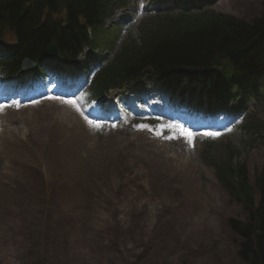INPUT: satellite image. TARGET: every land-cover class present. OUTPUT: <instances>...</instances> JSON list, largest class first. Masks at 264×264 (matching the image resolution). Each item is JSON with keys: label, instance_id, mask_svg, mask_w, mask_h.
<instances>
[{"label": "rangeland", "instance_id": "rangeland-1", "mask_svg": "<svg viewBox=\"0 0 264 264\" xmlns=\"http://www.w3.org/2000/svg\"><path fill=\"white\" fill-rule=\"evenodd\" d=\"M181 5L129 0L113 22L123 25L119 42L107 51L100 39L97 53L112 59L123 41L139 38L142 19ZM211 5L252 21L263 14L264 0ZM89 54L76 62L80 84L70 96L56 91L68 87L57 68L16 84L12 100H3L0 89V264H38L35 230L61 221L68 224L50 231L42 248L44 264H241L228 221H243L246 213L211 163L230 145L237 153L232 163L245 167L252 187L264 178L261 139L243 132L249 115L264 122V101L230 103L210 113L206 126H213L197 129L167 117L178 94L149 80L133 92L113 91V104L104 108L87 98L102 66L92 59V70L81 69ZM5 82L0 74V86ZM100 107L110 118L96 116ZM205 150L211 155L204 163Z\"/></svg>", "mask_w": 264, "mask_h": 264}, {"label": "trees", "instance_id": "trees-1", "mask_svg": "<svg viewBox=\"0 0 264 264\" xmlns=\"http://www.w3.org/2000/svg\"><path fill=\"white\" fill-rule=\"evenodd\" d=\"M120 5L121 0H0V37L8 35L17 43L15 59L5 64L6 75L19 72L24 58L42 59L51 43H56L63 61L75 60L90 44L86 30L101 29L104 19ZM144 73L164 74L168 84L178 82L182 75L203 80L219 73L233 79L245 97L255 94L264 77V7L261 17L252 21L210 9L161 17L144 27L140 45L130 41L122 46L115 60L99 74L92 94L97 98L108 88ZM248 127L263 135L264 146V124ZM225 154L213 159L211 165L246 213L243 221H228L236 238L233 257L241 264H264V178L252 187L245 167L232 163L237 154L234 148L225 147ZM64 224L68 223H48L35 230L33 256L38 264H44L41 251L53 237L50 231Z\"/></svg>", "mask_w": 264, "mask_h": 264}, {"label": "water", "instance_id": "water-1", "mask_svg": "<svg viewBox=\"0 0 264 264\" xmlns=\"http://www.w3.org/2000/svg\"><path fill=\"white\" fill-rule=\"evenodd\" d=\"M48 55H49V57H54V56L57 55V51H56V46L55 45H51L48 48ZM33 67H34V63L25 61L24 65H23V70L25 71L27 68L33 69Z\"/></svg>", "mask_w": 264, "mask_h": 264}, {"label": "bare ground", "instance_id": "bare-ground-1", "mask_svg": "<svg viewBox=\"0 0 264 264\" xmlns=\"http://www.w3.org/2000/svg\"><path fill=\"white\" fill-rule=\"evenodd\" d=\"M69 75H70V76H74V72H72V70H69ZM70 87H71V86H70ZM70 87H69V89H70ZM69 89H68V90H69ZM64 93H68V91L66 90V91H64Z\"/></svg>", "mask_w": 264, "mask_h": 264}, {"label": "snow or ice", "instance_id": "snow-or-ice-1", "mask_svg": "<svg viewBox=\"0 0 264 264\" xmlns=\"http://www.w3.org/2000/svg\"><path fill=\"white\" fill-rule=\"evenodd\" d=\"M91 123V122H90ZM143 130V129H142ZM214 135V134H213Z\"/></svg>", "mask_w": 264, "mask_h": 264}]
</instances>
